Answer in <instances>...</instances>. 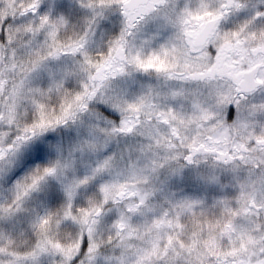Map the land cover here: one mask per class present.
Returning <instances> with one entry per match:
<instances>
[{
  "label": "clouds",
  "instance_id": "1",
  "mask_svg": "<svg viewBox=\"0 0 264 264\" xmlns=\"http://www.w3.org/2000/svg\"><path fill=\"white\" fill-rule=\"evenodd\" d=\"M0 264H264V0H0Z\"/></svg>",
  "mask_w": 264,
  "mask_h": 264
}]
</instances>
